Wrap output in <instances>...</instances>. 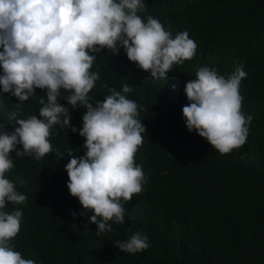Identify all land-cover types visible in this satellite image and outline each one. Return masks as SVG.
I'll use <instances>...</instances> for the list:
<instances>
[{
	"label": "trees",
	"instance_id": "16d2710c",
	"mask_svg": "<svg viewBox=\"0 0 264 264\" xmlns=\"http://www.w3.org/2000/svg\"><path fill=\"white\" fill-rule=\"evenodd\" d=\"M139 15L158 18L173 36L186 30L197 43L196 55L175 65L165 81L149 79V72L137 68L101 76L89 93L95 103L112 87H132L128 97L140 106L138 118L145 126L135 154L147 178L143 190L125 203V223L97 235V225L88 223L93 213L80 215L76 205L67 206L53 193L48 173L36 167L54 168L55 157L49 153L37 162L13 151V175L30 170L45 189H27L35 201L29 199L23 209L25 224L12 241L15 250L36 264H264V0H145ZM238 64L248 74L239 89L242 111L253 119L246 142L220 154L188 131L184 87L200 66L227 76ZM61 91L59 102L67 104L63 96L68 93ZM39 96L46 98V90L33 94L37 116ZM69 108L71 124L81 128L86 107ZM13 110L12 96L0 91V123L9 131L15 127L8 119ZM72 135L67 127L59 144L77 152ZM54 186L61 190L62 179ZM136 231L149 237L151 247L136 254L120 251L115 241Z\"/></svg>",
	"mask_w": 264,
	"mask_h": 264
},
{
	"label": "clouds",
	"instance_id": "9594fccd",
	"mask_svg": "<svg viewBox=\"0 0 264 264\" xmlns=\"http://www.w3.org/2000/svg\"><path fill=\"white\" fill-rule=\"evenodd\" d=\"M144 10L145 0H0V91L12 96L16 110L8 114L14 130L0 123V264H36L15 250L12 241L25 224L23 209L33 199L27 189L45 190L30 170L13 175V151L37 162L49 153L54 156V168L36 167L48 173L53 193L67 206L76 205L80 215L93 213L88 223L97 225V235L125 223V203L147 182L135 161L145 134L140 106L128 97L133 90L128 84L110 88L95 103L89 93L101 76L137 68L149 72V79L165 81L175 65L191 60L197 50L186 30L173 36L158 18L139 15ZM247 75L243 64L227 76L205 65L184 87L188 131L220 154L246 142L253 117L242 111L239 89ZM37 88L46 90V98L39 96V116L32 109ZM61 90L68 93L63 96L67 104L59 102ZM69 106L87 109L79 129L71 124ZM67 127L79 143L77 152L59 144ZM60 179L63 188L58 190L54 184ZM115 245L131 254L151 247L140 231Z\"/></svg>",
	"mask_w": 264,
	"mask_h": 264
}]
</instances>
